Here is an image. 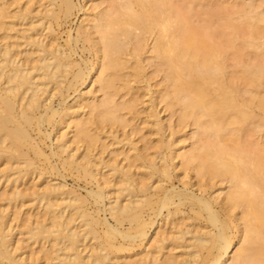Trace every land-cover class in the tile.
<instances>
[{
    "label": "bare ground",
    "instance_id": "1",
    "mask_svg": "<svg viewBox=\"0 0 264 264\" xmlns=\"http://www.w3.org/2000/svg\"><path fill=\"white\" fill-rule=\"evenodd\" d=\"M252 1L249 2L251 5L253 3ZM113 3L114 4H111L112 6L109 5L111 8H107V10L106 8L102 10L101 3H96L92 9H90L91 12H88V10L84 11V17L76 31V37L74 38L71 35L68 36L69 44L73 39L76 43L83 34L86 35V33H88L89 26L90 32L92 29V31L94 30L92 33L99 34L98 38L100 42L97 40L98 44L96 43V49L98 51L96 53L99 52L101 55L98 56L100 61L94 70L93 67H82L79 63L74 62V60H72L73 58H71V54L66 53V50L62 48L63 46L61 47L60 44L58 45L56 43V45H54L55 42H53L54 44L50 43L51 45L43 43L39 41V37V39H37L28 36L30 40L27 41L31 43L32 46L35 44L36 48L33 51L32 49L31 51L29 50L30 52H26L27 50L24 51V58L26 55L25 59L27 62L21 57L19 53L20 49L17 50L21 44L16 42L14 38L11 37L14 39V42L11 40L13 43L8 39L9 43H5L4 45L0 44V159L3 158L5 160V165L3 163L5 167H0V182H12L14 187L10 195L8 194L9 197L7 194L6 197L18 203V200H22L27 196L26 194L28 191L24 194L17 182H19V178H24L28 172L32 173L36 170L34 167L32 170H26L23 173L25 176L21 174L22 169L34 166L33 162L35 161L29 158L30 150L34 153L33 158L41 156L46 159L50 155L57 156L63 169H68V171L75 170V172L77 171L79 173L77 174L81 175L85 180L99 183V179L101 178H98L97 172L100 169L98 168V170L96 168L97 166L99 167L98 164H101L103 161H100V163L95 162L97 159L94 160L93 149L95 145H97L96 143L100 141L101 137L96 134L97 130H95V127L94 130L96 132L92 130L93 133L91 131L93 126L90 128L89 124L91 122V124H94L96 118L99 122H106L104 124H108L107 121L111 122L112 125H114L113 123H120L121 121L123 123L125 118L123 117L124 119H122L121 114L119 115L120 110H125L126 108H130V111L133 110L131 108L133 106L132 102L124 100V103H118V101L116 102L114 100L116 97L115 94L118 92H115L117 89L116 87L119 86L120 88V85H117V81L120 82V80H123V74L125 72L123 73L122 69L126 67L125 65H129V60L132 58L130 55V57L128 56L129 60L127 57L125 58V54L128 52V45H132L130 49L133 51V53H129H132L131 55L134 54L135 59H138L140 56L139 53H142L141 51L145 49L144 47L150 45L148 40L151 38L152 46L150 47V53L152 55L151 58H153L151 61L154 62V58L155 62H157L156 59L159 60L160 65L157 62L159 65L158 67L160 68L161 66L162 68H160V70L162 69L165 74V79H163V81L166 80L167 87H171V90H167V88L164 87L166 85L163 84L164 86L162 87L165 88V92L163 93L164 90L160 92L163 93L161 95V102L162 99L163 102L166 101V107L168 106L170 110H173L175 105L178 104L177 106L180 112L178 121L183 124L192 119L193 124L199 128L197 135L200 136V134L203 133L207 136L205 138H208L205 141L204 139L200 141L201 139L199 140V138H197L198 140L196 141L199 142H195L196 144L193 142L195 145L191 148L180 151L177 154V158L182 164L183 169L193 168L200 178L208 177L211 180L221 178L228 182V190L225 192L221 201L222 209H216V205H218V203L220 204L218 199L220 194L206 197L201 193V195L197 196L193 192H187V190L185 191L184 189V191H175L174 187L170 189L165 187L163 185L165 179L171 178L168 172V160L163 152L157 153L159 152L157 151L159 147H157V149H155L158 154L157 158L160 157L158 160L162 162L161 165H158V161H152L153 157L148 165H144L143 162H138L139 165L144 166L148 170L147 173L146 170L142 173H146V176L148 175V178L146 177L148 180H145L147 182L133 183L136 180L132 179L131 173H129L128 170H125L124 167H126V165L119 167V162L118 164L114 163L115 159L113 162L114 164L112 163V167H109L113 174H117L120 177V181L115 178L117 180L116 185L118 186H114L112 183L113 181L111 182L114 187H118V193L116 196L114 194V199L112 200V197L109 196L111 193L106 190L107 185L106 187L104 186L106 183H104L103 187L98 185L96 190L89 191L88 195L94 200V203H92L102 204L105 207L104 210L108 212L115 225H111L106 219L100 218L98 213L90 212L88 208L85 207V198L79 196V194L77 195V192L72 190V188L65 189L66 185L62 183H48L42 188L38 187V189H40L37 191L34 190L32 195H30V197L33 196L34 199H37L40 204L42 203V208L44 209L42 213H44L45 217L43 219L42 215L43 220L39 221L38 219L39 222L37 224L34 223L35 226L34 224L33 226L26 224L28 225V227L26 226L28 230L26 229L25 231L30 235L27 239L33 238L35 241H40L39 243L44 241L45 244H48V247L50 245L49 248L42 247L45 253L42 252L43 249L41 252L43 255H47L45 256L48 259H45L49 262H54V264H119V261H117L118 259L115 260L111 257L114 251L121 252L135 248V246L143 245L149 239L150 230L155 227L156 219L154 218L161 215L163 209L167 210L165 216L169 217L173 215L176 217L174 214L178 212L181 213L179 207L188 204L195 216L193 220L198 222V219L201 218L204 224L199 225V223H197L198 227L193 224L196 228L195 230L188 227L186 230L181 229L170 236L166 234L161 238L159 237L160 239L156 240L154 247L151 246L150 249L147 248L149 251L146 252V255H140L137 260L130 261L131 264H264V154L261 153L262 151L259 152V149L257 153L255 151L251 152L252 150L250 151L240 144L242 131L247 129L251 124L254 125L253 127L259 128L264 123V95H261L260 92L254 89L264 86L262 85L264 81V65L255 64L253 66H244L243 71H241L243 74H241L247 80L245 82L248 83L245 85V88L241 89L242 87L239 88L235 85V81L228 80L226 77L225 64L223 62L224 60H222L224 57L222 56L221 58V53L223 51H220L222 44H214L215 42L210 43L209 41L210 38L211 40L213 39L212 37L214 34L216 35V33H211V35H209V31L207 32L208 34L205 33L206 31H203L207 29L206 27L201 29V27H193L192 23L189 24L190 18H188L187 12L184 13L183 9L179 8L174 0H114ZM49 4L51 7H44L45 16L50 18L46 22H51V19L57 20L60 14H63L65 17H71L70 15L77 7L73 0H51ZM6 7L7 0H0V15L3 16V18L7 15ZM29 10L30 8H26L25 12L21 13V16L23 17L25 13L29 14ZM252 12H254V10ZM11 14L10 16H12ZM242 18L244 20H241L243 23L245 22L246 25L250 23L249 27L252 26V28H254L253 31L261 29L262 36H264V14H251L246 12ZM10 19L8 20L10 21ZM5 22L7 24L9 23L8 21ZM12 22L14 23V20H12ZM29 25H31V23H29ZM39 25L40 24H38V26ZM9 26H11V24ZM50 26L47 28L51 30ZM224 26L228 25L224 24ZM236 26L235 24L232 26L229 25V28L232 27L235 32H238L239 28ZM34 27L36 28L37 26L33 23L31 29L33 30ZM1 28L3 27L1 26ZM229 28L227 27V29ZM259 31L260 30H258V32ZM17 34H20V32ZM27 34L29 35V33ZM254 34L255 33L252 32L248 36L255 37ZM85 37L83 38L88 41L89 37ZM90 37L92 38V36ZM18 38L17 41L20 39ZM21 38H23V35ZM25 38H27V35ZM93 40L96 42L95 38L89 39V41ZM225 45L229 46L227 43H224L223 46ZM31 58H33L32 62L30 61L31 63H29L28 59L31 60ZM135 61L136 60H134V66L135 64L137 65ZM132 71L135 76H140L141 72H144L139 65ZM93 76L95 77L94 81L99 83L98 85L100 87L98 88L104 91L105 96L103 95L102 99L97 100L96 98H98V96L96 97V95H93L91 92L90 94L92 95L88 96L90 94L87 93L88 95L86 94L87 96L82 98L84 99L81 109L82 113L84 111L83 115L74 110V107H72L71 110V106L63 108V110L66 109V112L62 113L63 110H59L60 108L55 109L51 105L52 103L47 104V101L52 99L55 95L56 90L59 92V96H62L61 94L64 88L68 90L79 85L81 86L87 79L92 80L91 77ZM131 76L133 75L131 74ZM135 76L133 78H135ZM133 78H131V80H133ZM143 80L144 79L141 81ZM123 81H121V83ZM240 81L238 80V85ZM119 82L118 84H120ZM127 84H129V82H127ZM124 87L126 88V86ZM124 87L121 86V89ZM129 90L130 87L127 91ZM124 92L126 94V90ZM241 92L250 94V97L247 98L242 96L240 100ZM151 95H153L152 92ZM82 96L84 95L81 93V97ZM81 97L79 96V98ZM151 98H154V96ZM77 99L78 98L75 100L78 102ZM82 99L79 100L80 103ZM133 100L135 101L136 99ZM62 102L63 100H61V103ZM254 105L259 108V114L253 112ZM175 109L174 111H176ZM120 113H122V111ZM61 114H64V116L67 117L66 120H68V126L65 127H71L73 130V136L71 137L82 142L85 147H83L85 150L84 154L82 156L80 154L81 157L77 155L78 153L76 154V152L80 150L78 146V151L76 150V152H74L72 150V152L70 150V144H73V142H69L70 139H68L69 137L67 138L66 130V132H61L62 134L58 133L59 135L56 136L57 146L53 144L56 146V150L53 149L48 157L45 155L42 149L43 147H40L39 141L31 134L32 129H37L36 131H38V134L41 133L43 124H50L57 115L58 117L60 116L59 122H63L61 120V118H63L61 116L63 115ZM63 120L65 119L63 118ZM155 124L158 123L154 122V125ZM234 125L237 126L232 127ZM225 132L226 134H231L233 137H238L239 141H232V144L226 143L224 139ZM43 135L46 136L45 138H48L49 133L44 132ZM112 135L114 136V132ZM232 136L231 138H233ZM77 140L73 139L74 142H78ZM116 140L119 139L116 137ZM116 144L118 145V143ZM158 145L160 146L162 144L160 143ZM158 145L156 144V146ZM128 146H130V144ZM75 149L76 148H74V150ZM133 151L135 152V150ZM65 152L66 155H64ZM134 154L135 153H133V155ZM138 154L134 157L132 155V157L135 160L144 161V158H142L143 156ZM115 155L117 156V153ZM130 155L131 154H129V156ZM129 156L126 155L127 159L124 157L126 161ZM156 156L154 155V158ZM174 157H176V155ZM101 158L102 156H100V159ZM157 158H155V160ZM108 161H104V163H108ZM120 165L122 166V164ZM12 169L17 171V176H11L13 173L11 174L9 171L12 172ZM51 169L53 170V168ZM126 169H128V167ZM36 171L34 172L36 173ZM100 173L101 172H99V174ZM157 173H159L161 177L158 176L159 178L156 177V181H152L151 178ZM31 175L33 176V174ZM114 176L112 178H114ZM38 178L40 177L38 176ZM20 181H22V179ZM5 193L8 192L5 191ZM107 197H109L110 200H106L107 204H104L105 199H109ZM27 198L28 197H26V200H28ZM33 198L32 200H34ZM15 201L12 202L14 203ZM12 202L9 203L11 204ZM172 205L174 209L170 210V206ZM237 208H240L239 210L241 211V214L239 212L241 215L239 218L240 224L234 225L236 219L234 210ZM0 209L2 210V208ZM146 211H150V213L148 212L146 215ZM4 213H6V211ZM185 213L183 215H185ZM14 215L16 214L14 213ZM4 217L5 215L3 216V213H0V264H39L38 262L40 261H36L38 258L27 260L29 258L23 257L21 250V254L19 255L16 254V250L12 249V242H10L12 229L11 227L9 228L8 222L6 219L4 220ZM165 220L167 221V219ZM237 222L239 223V221ZM125 224H127V228H123ZM234 226L237 227V229L240 228L239 226L242 227L239 229V232H241L239 238L241 244L233 251L234 231L232 232V230ZM170 231L172 232V230ZM188 234H190V238L187 239L185 236ZM179 240H181V243L178 242ZM45 244L43 245L45 246ZM174 244L175 248H182V250H184L182 252L185 256L183 255L184 257L181 258L182 254H180L181 260L175 258L174 254L171 252L167 254V252L164 251L169 246L171 248ZM203 250L206 251V254L203 253ZM232 251L233 253L229 261V256ZM141 253H143V250ZM47 260L44 262L45 264H49Z\"/></svg>",
    "mask_w": 264,
    "mask_h": 264
},
{
    "label": "rangeland",
    "instance_id": "2",
    "mask_svg": "<svg viewBox=\"0 0 264 264\" xmlns=\"http://www.w3.org/2000/svg\"><path fill=\"white\" fill-rule=\"evenodd\" d=\"M113 1L114 0H73V2L75 3V5H77V7H76V9L73 10V13L70 15L71 17H69V16L65 17L63 14L62 15L60 14L59 18L57 20L51 19V22H46L50 18L45 16V12H44L45 10L44 9L46 7H51V5L49 4V3H51V0H7V7H6L7 15L5 16V18L6 17L7 18L5 19V18H3V16L0 15V18H1L0 19L1 20V23H0V36H1L0 44L4 45L5 43H9L8 42L9 40H10L11 43H13L14 39H15L16 42H19V44H21L18 47L17 50L20 49L19 53H20L21 57L24 58V53H25L24 51L27 50L26 52H28L29 50L31 51V49L33 51L36 48L35 44H33L34 46H32V44L28 42L30 40V39H28L29 38L28 36H32L33 38L35 37L37 39L40 38L39 41H41L43 43H47V44H50V43L52 44L53 42H55V44L53 43L54 45H56V43L58 45L60 44L61 47L63 46L62 48H64L66 50V53L71 54V58H73L72 60H74V62L79 63L80 65H82V67H93V70H94L97 67V65H98V63L100 61L99 60L100 58L98 56L101 55L99 52L96 53L98 51L96 49L97 48V44H98L97 40L100 42V40L98 38L99 34L98 33L97 34L96 33H92L94 31V30L92 31V29H91V32H90V26H89V29L87 28L89 30L88 33H86V35L83 34L78 39V41H76V43H75V40L73 39L72 42H70V44H69L68 36L71 35L74 38L76 37V31H77V29H78V27H79V25L81 23L82 18L84 17L83 16L84 11L88 10V12H91L90 9H92L94 4H96V3H101V5H102L101 9L102 10H105V8H106V10H107V8L110 9L111 6H112L111 4H114ZM251 1L250 0H215V1H213V0H176L175 1L174 0L176 5H178L179 8L183 9L184 13L187 12L186 14H188L187 16H188V18H190L189 19V24L192 23L193 27H196V28H200L201 27V29L206 27L207 29L203 30L204 32L206 31L205 32L206 34L209 33V35H211V33H213V34L216 33V35L212 34L213 35V37H212L213 39L211 40V38H210L209 41H210V43L211 42L212 43L215 42L214 44H220V43L222 44V48L220 49V51L222 50L223 52L221 51L222 53L221 52L220 53L222 54L221 58H222V56L224 57V59H222V60H224L223 62L225 64V70H226V74H227L226 77H227L228 80H231L233 82L235 81L234 82L235 85H237L239 88L242 87L241 89L245 88V85H247V83H248V82H245L247 80L242 76L243 72H241V71H243L244 66H247V65L248 66H253L255 64L264 65V54H263V52H264V38L263 37L264 36H262L261 29H256L255 28L256 30L253 31L254 28H252V26L249 27L250 23L249 24L247 23V25H246L245 22L243 23V21L241 20V19H243L242 16L244 17V13H246V12L251 13V14H253V13H255V14L256 13L264 14V0H253L252 1L253 2L252 3L253 6L251 5V3H249ZM9 5H10V7H9ZM109 5H111V6L109 7ZM18 8H19V10H18ZM26 8L27 9L30 8V10H29L30 12H28L29 14H27V13L23 14V17H24L23 18L21 16V13H24ZM253 10H254V12H252ZM191 12H193V13H191ZM10 14L12 16H10ZM35 17H37V18H35ZM43 17H44L45 20L43 19ZM45 17L47 18V20H46ZM10 18L12 20H14V23L12 22V20ZM2 19L3 20L5 19L4 22H3ZM8 19H10V21L12 23ZM5 21H8L9 23L7 24ZM29 23H31L32 26H33V23H34L37 27L36 28L34 27L33 30H32L31 29L32 26L29 25ZM37 23L40 24V25L38 26ZM233 23L235 24V26L237 24L236 27L239 28L238 32L237 31L235 32V30L232 27L229 28V25L230 26L234 25ZM240 23L241 24L243 23V24L241 25ZM10 24H11V26H9ZM12 24H13V26H12ZM50 24H51V26H50ZM224 24L225 25L227 24L228 26H224ZM238 25H240V26H238ZM1 26L3 28H1ZM48 26L51 27V30L47 28ZM6 27H7V29H6ZM8 27H9V29H8ZM10 27H11V29H10ZM227 27L230 30L227 29ZM29 28H30V30H29ZM39 29H40V31H39ZM258 30H260L259 31L260 33L258 32ZM17 31L20 32V34H17L18 33ZM47 31H49L50 33L47 32ZM250 31H251V33L252 32L255 33L254 34L255 37L248 36V35L251 34ZM24 32H25V34H24ZM36 32L38 33V35H37ZM27 33H29V35ZM22 35H23V38L25 40L23 38H21ZM26 35H27V38H25ZM84 35L85 36L89 35L88 36L89 38L85 37ZM19 36H21V37H19ZM90 36H92V38ZM11 37L14 38V39H12ZM51 37H52V39H51ZM83 37L88 38V41L85 40ZM248 37H250V38H248ZM17 38L19 39L18 41H17ZM94 38H95L96 42L94 40L93 41H89V39L91 40V39H94ZM252 38H253V40H252ZM3 40H4V42H3ZM227 40H228V42H227ZM231 40L232 41L235 40V41H233V43H232ZM236 40H238V41H236ZM26 41H27V43H26ZM151 41H152V39L150 38L148 40V43L150 45L149 46L146 45L144 47L145 49H143L141 51L142 53H139V55H140L139 58L140 59L139 58L135 59V55L134 54H133L134 57H133V55H131L133 53V51L130 49L132 45L129 44L130 47L128 45V48H127L128 52H127V54H125V58L127 57L128 60H129V57L130 56L132 57V58H130V60L131 59L132 60L131 61L129 60V63H128L130 66L129 65H125L126 67H124L122 69V72L123 73L125 72L124 74L122 72L121 73L119 72L120 74H123V80L124 81L123 80H120V82L117 81V85H120V88H119V86L116 85L117 89H116L115 92L118 91L119 93L117 92L115 94L116 97L114 98V100L116 102L118 101V103H121V102L124 103L127 100V102H132V104H133V106L131 107L133 109L132 111H130L131 110L130 108H126L127 110L126 109L125 110L124 109L120 110V112L122 111L123 114L119 112V115L121 114L122 119L125 118L124 119L125 121L123 123H122V121L120 123L116 122V123H113L114 125H112L111 122H109V121H107L108 124H104L106 122H99V120L96 118L97 121L95 119L94 120L95 123L93 122L94 124H91L92 122L89 124L90 128H91V126H93V128H91V131L93 130L94 132H96L95 130H97L96 134L100 135V137L102 138V139L100 138V141L98 140L99 142L97 141L98 143H96L97 145H95V147L93 149L94 153L92 152L93 153V157L95 158L94 160L97 159V161H95V162L100 163V161L101 162L103 161L101 164H98L99 167L97 166V168H96V169H98V168L100 169V170L98 169L99 170L98 172L96 171L97 174H98L97 175L98 178H101V179H99V183L94 182V181L90 182L88 180H85V178H83L81 175H78L79 173L77 171L75 172V170H69L68 171V169H63L62 165H60L61 163H60V160L58 159V157L50 155L51 151L53 149L56 150V146H57V143H56L57 142L56 141L57 137L56 136H58L59 134H62L63 132H66V131H67L66 132L67 133V138L69 137L68 139H70L69 142H71V143L73 142V144H70V150L71 151L73 150L74 152H76V150L78 151L80 149L78 152H76V154L78 153L77 154L78 156H80V154L82 156L84 154V152H85V150H84L85 147H84L83 143L79 142L74 137H71V136H73L72 128L68 127L69 128L68 129L67 127H65V126H68V124H67L68 120H66L67 117H65L64 114H61V115H63L61 117H63L66 121L63 120V118H61V120L63 122H59L60 121V119H59L60 116L58 117V115H57V117H55L53 119V121L51 122L52 124L51 123L50 124L49 123L43 124V126L41 127V129H42L41 133L38 134V131H36L37 129L36 130L32 129V132L30 131L32 136L34 138H36V140L39 141V145H41L40 147L41 148L43 147L42 149L45 152V155L47 157L49 155L50 156L48 158H46L49 161L46 160L44 157H41V156L40 157L36 156L35 158H33V156H34L33 151H31V150L29 151L30 152L29 153V158L32 159V161H35V162H33L34 166L26 168V169L25 168L22 169L21 174L23 175V173L26 170L27 171L32 170L34 167H35L34 169L37 170V171L34 170V171H36L37 174L34 171H33L34 173L33 172L32 173L28 172L26 174V176L23 175V176H25L24 178H19V182H17V184L19 183V185H20L19 188L23 191L24 194H26V192L28 191L27 194H26L27 195L26 197H28L27 198L28 200H26V197H25L22 200H18L17 201L18 203H16L15 200L9 199L8 197H9L10 193L12 192V190L14 188L13 187V183L12 182H10V183L8 182L7 183V181H1L0 182V208H2V210L0 209L1 210L0 213L1 214L3 213V216L5 215L4 220L6 219V221L8 222V223L7 222L6 223L8 224L9 228L11 227V229H12L11 230V233H12L11 235L12 236H10V239H11L10 242H12V246H11L12 249L16 250V254L20 255L21 252H22V256L23 257L29 258L27 260L38 258V260L36 259V261L37 262L40 261L41 264H45L44 262L48 259L46 257L47 256L46 254H44V255L42 254V252L45 253L43 248L44 247H48V244H45L44 241L39 243L40 241H35L33 238L27 239L30 235H29V233H27V231H25L27 229V227H28V225H26V224H29V226H33L34 223L37 224L40 220H43L44 217H45L44 213H42V212H44V209L42 208V203L40 204V202L37 199H34L33 196H31L34 199V200H32L30 195H32L34 190L35 191L39 190L40 188L38 189V187L42 188L48 183L49 184L50 183L51 184L62 183V184L66 185L65 189L72 188V190L77 192L76 193L77 195L79 194V196L85 198V207H87L90 212L98 213L100 218L106 219L107 222L109 224H111V225H115L113 219H111V217L108 214V212H106L104 210L105 207L102 204H100V203L99 204H93L94 203L93 202L94 200H92L93 198L90 195H88L89 191L96 190L98 188V185H101L103 187L104 183H106L104 186L106 187V185H107L106 190H108V192L111 193V194L109 193L110 194L109 196L112 197L111 199L112 200L114 199L113 197H115L116 194L118 193L117 192L118 187L116 188L114 186H118V185H116L117 184V180L120 179V177L117 174H113L111 172V169H110L112 167V163L114 162L115 159L116 160H115L114 163L118 164V162H119V164H118L119 167H123V166L126 165V167H124L125 170H128V172L131 173L130 175H131L132 179L136 180L133 183L147 182L145 180H148L147 179L148 175L146 176V173L148 172V170L144 166L139 165L138 162H141V163L143 162L144 165H148L149 162H151L150 161L151 158L153 157L152 161L153 160L156 161V162L158 161L157 162L158 165H161L162 162L160 160H158V159H160V157L159 158H157V157H158L159 153L163 152V154L166 156V159L168 160L167 161L168 162V172H169V175L171 176V178L170 177L167 178L168 180L165 179V182L163 181L164 183L162 182L165 187H167L169 189L174 187L175 191H177V190L178 191H180V190L182 191L184 189L185 191L187 190V192H189V191L193 192L197 196L201 195V193H202V195L204 194V196H206V197H208L209 195L217 196V195L220 194L219 197H218L220 204L218 203V205H216V207H217L216 209H218V210H219V208L222 209V206H221L222 202L221 201H222V198L224 197L225 192L228 190V185H229L228 182L225 179H221V178H217L215 180L214 179L211 180L208 177L207 178L206 177L200 178L196 174V171L193 170V168H188V169L186 168V170H185V168L183 169L182 164L180 163L179 159L177 158V154L180 151L189 149L193 145H195L197 142H199V141H196V140H198L197 138H199V140L201 139L200 141H202V139H204V141H205L208 138L206 139L205 137H207V136L205 134H203L202 132H201L202 134H200V136L197 135L198 132H199V128L196 127L195 124H193V122H192L193 120L192 119H190V121L188 120L187 123H183V124L178 121V119H179L178 117H179V114H180L179 107L177 106L178 104L175 105L173 110H170V109H168V106L166 107V101L163 102V99H162V102H161V98H162L161 95L165 92V88H167V90H171V87L168 88L166 80H164L166 83L163 81V79H165L164 78L165 74H164V71L162 69L160 70V68H162V67L161 66H160V68L158 67L160 65L159 60L156 59V61L159 63V65H158L157 62H155V58H154V62L151 61L153 59V58H151L152 55L150 53V51H151L150 47L152 46V42ZM221 41L222 42L224 41V42L222 43ZM230 41H231V43H230ZM224 43H227L229 46H226V45L223 46ZM26 46L28 47V49H27ZM69 46H70V48H69ZM94 46H95V49H94ZM129 52H132V53H129ZM237 54H238V57H237ZM25 58H26V55H25ZM25 58L23 60H25L27 62V60ZM32 59L33 58H31V60L28 59V62L31 63ZM134 60H136L135 62L137 63V65L135 64V66H134ZM138 60H140V61H138ZM131 63H133V64H131ZM138 65L142 67V70H144V72H141L140 76H135L132 70H135ZM131 66L134 67V68H132ZM128 67H129V69H128ZM131 68H132V70H131ZM131 74L133 76H131ZM126 76H127V78H126ZM134 76H135V78H133ZM93 77H91L92 80L87 79V81L83 85H81V86L79 85V86L75 87L76 89L75 88H73V89L71 88V89L66 90V88H64L66 91L64 89L62 90L63 91V93L61 94L62 96H59L60 94L56 90L55 91L56 92L55 95L56 94L57 95L56 96L54 95L53 96L54 98L52 97V99L49 100L50 102L47 101V104L52 103L51 105L55 109H59L60 108L59 110H61V111L63 110V108H66V107L68 108V107L71 106V110H72V107H74L73 108L74 110L80 112L83 115L84 111L82 113L81 109H82V103L84 102V99H82V98H84L85 96L90 94V92L93 93V95H96V97L98 96V98H96L97 100L98 99L99 100L102 99V97L104 95V91L101 90L100 88H98V87H100L98 85L99 83L94 81L95 77L94 78ZM146 77H147L149 82L147 81ZM131 78H133V80L134 79L135 80L133 81V80H131ZM136 79H138V80H136ZM142 79H144V80L141 81ZM237 79L239 81L241 80L239 85H238V80ZM236 80H237V84H236ZM242 80H244V81H242ZM121 81H123V82L121 83ZM118 82L120 84H118ZM127 82H129V84H127ZM125 83H126V85H125ZM163 84L166 85V86H164ZM123 85L126 86V88ZM262 85H264V81H263ZM121 86L124 87V88L121 89ZM162 86H164L165 88L162 87ZM129 87H130L131 91L130 90L127 91ZM146 88H148V89H146ZM259 88H257V89L254 88V89H255V91L260 92L261 95H264V93H263L264 92V86H261ZM125 90H126V94L124 92ZM162 90H164L163 93H160V92H162ZM65 92L66 93L68 92V93L66 94ZM151 92L153 93V95H151ZM81 93L84 96L81 97ZM159 94H160V96H159ZM91 95L92 94H90L88 96H91ZM79 96L81 98H79ZM150 96L151 97L154 96V98H151ZM242 96L249 98L250 94L241 92L240 100L242 99ZM63 97H65V98H63ZM76 98H78L77 99L78 102L75 100ZM81 99H82V101L80 103L79 100H81ZM133 99H136V100L134 101ZM61 100H63L62 103H61ZM73 101L76 102V103H74ZM133 102H135V103H133ZM72 105H75V106H72ZM75 108H77V109H75ZM78 108H80V109H78ZM177 108H178V110H177ZM174 109L176 111H174ZM63 112H66V109L63 110L62 113ZM253 112L255 114H259L260 113V110H259V108L256 105L253 106ZM97 122H98V124H97ZM154 122L155 123L157 122L158 124L154 125ZM60 123H61V125H60ZM98 125H99V128H98ZM158 125H159V128L161 127L160 129L158 128ZM236 126L237 125H234L232 127H236ZM253 126L254 125L251 124V125H249L250 128L247 127V129H245L246 131L244 130L245 132L242 131L243 133L240 136V141H241L240 144L243 147H246L248 150H250V151L252 150L251 152L255 151L257 153V150L259 149L258 151L259 152L262 151L261 153L264 154V151H263V148H264V144H263L264 143V123L259 128L258 127H253ZM94 127H95V130H94ZM62 128H63V130H62ZM108 128L110 129V131H109ZM254 128H256V129H254ZM99 130H101V131H99ZM157 131H158V133H157ZM44 132L45 133H49L50 137L48 136V138H45L46 136L43 135ZM113 132H114V136L112 135ZM201 135H203V136H201ZM224 135H225L224 139H225L226 143L228 142V144H232L234 141H237V140L239 141L238 137H233L231 134L229 135V133L226 134V132H225ZM231 136L234 139L231 138ZM116 137L121 142L119 140H116ZM73 139L77 140L78 142H74ZM193 142L194 143L196 142V143L194 144ZM116 143H118V145ZM160 143L162 145L159 146L158 144H160ZM53 144L56 145V146H54ZM129 144H130V146H128ZM156 144L158 146H156ZM165 145H167V146H165ZM77 146H78L79 149H77ZM157 147H159V150H157L159 152L156 151ZM169 147H170V149H169ZM74 148H76V149L74 150ZM172 149H174V150H172ZM111 150H112V152H111ZM129 150H131V151H129ZM133 150H135V152ZM125 151H126V153H125ZM80 152H82V153H80ZM96 153L98 154V156H97ZM116 153H117V156L115 155ZM133 153H135V154L133 155ZM138 153L141 156H143L142 158H144V161L135 160L133 158ZM154 153H156L157 156ZM129 154H131L130 155L131 157L129 156ZM144 154H145V156H144ZM64 155H66V152H65ZM99 155L102 156L101 159H104V160H101ZM114 155H115L116 158L114 157ZM126 155L129 156L128 160H130V161H128V160L126 161V159H127ZM132 155H133V157H132ZM154 155L156 156L155 158H157L156 160L154 158ZM175 155H176V157H174ZM169 159H171L172 161L169 160ZM104 161L105 162L108 161V163H104ZM3 163L5 165V160L3 158H1L0 159V167L1 168L5 167L3 165ZM106 164H108V165H106ZM120 164H122V166ZM102 165H105V166H102ZM127 167H128V169H126ZM138 167H139V169H138ZM51 168H53V170ZM145 170H146V173L142 174V173L145 172ZM16 172L17 171H15L13 169H12V172L9 171V173H11V174L13 173L11 175L12 177H13V175H14V177L18 175V173L16 174ZM99 172H101V173L99 174ZM31 174H33V176ZM22 175H20V176L23 177ZM38 176L40 178H38ZM113 176H114V178H112ZM158 176H160L159 173L155 174L153 176V178H151L152 181H156L157 180L156 177H158ZM115 178H117V180ZM141 178H143V179H141ZM21 179H22V181H20ZM111 182L114 184V186H113V184H111ZM6 183H7V185H6ZM5 191L8 192V193H5ZM6 194L7 195L9 194L8 197H6ZM114 194H115V196H114ZM107 198H109V197H107ZM106 200L108 201V200H110V198L109 199H105L104 204H107ZM12 201H15V202L13 203ZM9 202H12V203L10 204ZM37 202H39V203H37ZM30 207H32V208H30ZM173 207H174L173 205L170 206V210H173L174 209ZM183 207H185V208H183ZM179 209H180L182 214L180 212L174 214V215H176V217L173 216V215H170L171 217L170 216L169 217L165 216L167 214V210L163 209L162 210V214L158 215L156 218H154V219H156L155 220V225H154L156 228L153 227L150 230L149 239L143 245H141L142 247L141 246H135V248H132L130 250H125V251H121V252H117V251L115 252L114 251L112 253L113 256H111V257H113V259H115V260L118 259L117 261H119V264H131V262L137 260L140 257V255H142V254L146 255V252L149 251L151 246L154 247L156 240L160 239L163 235L165 236L167 234V236H170V235L174 234L176 231H180L181 229L182 230H186V228H188V227L193 229V230H195L196 229L195 226L198 227L197 223H199V225L200 224L201 225L204 224L203 223V219H201V218L198 219V222L197 221L195 222V220H193V218L195 216H194L193 212L190 210L188 204H186V205H184L182 207L180 206ZM239 209L240 208H237V209L234 210V213L236 214V219H235L234 225L235 224H240L239 218L241 216L240 215L241 211ZM5 211H6V213H4ZM189 211H191V212H189ZM148 212L150 213V211H148ZM148 212L146 211V215H147ZM239 212H240V214H239ZM14 213L16 215H14ZM184 213H185V215H183ZM42 215H43V219H42ZM164 217H165V219H167V221L164 219ZM38 219H39V221H38ZM181 219H183V220H181ZM237 221H239V223ZM9 223H11V224H9ZM35 224H34V226H35ZM190 225H193V226H190ZM12 227H14V228H12ZM239 227L241 228L242 226H239ZM17 228H19V229H17ZM123 228H127V224H125V227H123ZM240 228L237 229V227L234 226L233 230H232V232L234 231V234H233V236H234V248H233V251L235 249H237L238 246L241 244V240L239 239L240 238V233H241V232H239ZM170 230H172L173 233ZM165 232H167V233H165ZM185 238H187V239L190 238V234L186 235ZM150 240H151V242H150ZM178 242L181 243V240H179ZM43 244H45V246ZM49 247H50V245H49ZM147 248H149V249L147 250ZM174 248H175V244L172 245L171 248L169 246L164 251L167 252V254L169 252H171L172 254H174L175 258H177L178 260H181L180 257L182 256L181 258H183L185 256L183 254V252H182L184 250H182V248L181 249H179V248H175L174 249ZM20 250H21V252H20ZM41 250H42V252H41ZM142 250H143V253H141ZM139 251H140V253H139ZM233 251L230 253L229 261H230V257L232 255ZM203 253L206 254V251L203 250ZM180 254H182V255L180 256ZM114 257H116V258H114ZM45 258H47V259H45ZM40 262H38V263L40 264ZM47 262H49V261L47 260ZM50 262H49V264H52V263L54 264V262H51V263Z\"/></svg>",
    "mask_w": 264,
    "mask_h": 264
}]
</instances>
